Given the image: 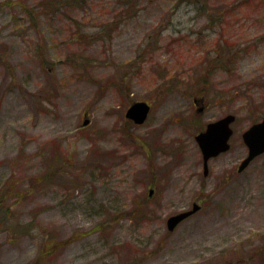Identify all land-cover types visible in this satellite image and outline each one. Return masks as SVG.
Returning <instances> with one entry per match:
<instances>
[{"label": "rangeland", "instance_id": "rangeland-1", "mask_svg": "<svg viewBox=\"0 0 264 264\" xmlns=\"http://www.w3.org/2000/svg\"><path fill=\"white\" fill-rule=\"evenodd\" d=\"M263 116L264 0H0V264H264Z\"/></svg>", "mask_w": 264, "mask_h": 264}, {"label": "water", "instance_id": "water-1", "mask_svg": "<svg viewBox=\"0 0 264 264\" xmlns=\"http://www.w3.org/2000/svg\"><path fill=\"white\" fill-rule=\"evenodd\" d=\"M151 107L145 101H137L127 110L126 116L137 124H143L148 118ZM235 114H227L222 118L209 122L206 130L196 135V140L203 154L204 174L209 173V160L230 149V138L233 134L232 123L235 121ZM85 123H88L86 120ZM243 140L248 147V154L239 165V170L245 169L257 156L264 153V117L262 120L252 124L243 133ZM201 205L197 202L188 210L169 216L167 226L174 230L182 221L200 210Z\"/></svg>", "mask_w": 264, "mask_h": 264}, {"label": "trees", "instance_id": "trees-1", "mask_svg": "<svg viewBox=\"0 0 264 264\" xmlns=\"http://www.w3.org/2000/svg\"><path fill=\"white\" fill-rule=\"evenodd\" d=\"M192 1V0H190ZM195 3H204V4H208V0H193ZM204 7V6H203ZM209 7V6H208Z\"/></svg>", "mask_w": 264, "mask_h": 264}, {"label": "flooded vegetation", "instance_id": "flooded-vegetation-1", "mask_svg": "<svg viewBox=\"0 0 264 264\" xmlns=\"http://www.w3.org/2000/svg\"><path fill=\"white\" fill-rule=\"evenodd\" d=\"M195 102H197V99H195Z\"/></svg>", "mask_w": 264, "mask_h": 264}]
</instances>
